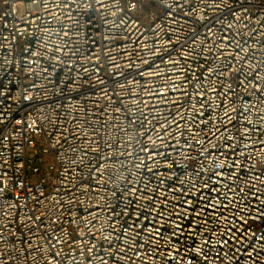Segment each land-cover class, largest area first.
Segmentation results:
<instances>
[{"label":"built area","instance_id":"2783aa9c","mask_svg":"<svg viewBox=\"0 0 264 264\" xmlns=\"http://www.w3.org/2000/svg\"><path fill=\"white\" fill-rule=\"evenodd\" d=\"M0 264H264V0H0Z\"/></svg>","mask_w":264,"mask_h":264}]
</instances>
